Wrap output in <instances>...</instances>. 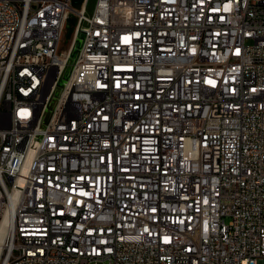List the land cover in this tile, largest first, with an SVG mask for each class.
I'll use <instances>...</instances> for the list:
<instances>
[{"label":"built area","instance_id":"obj_1","mask_svg":"<svg viewBox=\"0 0 264 264\" xmlns=\"http://www.w3.org/2000/svg\"><path fill=\"white\" fill-rule=\"evenodd\" d=\"M72 3L0 0V264H264V0Z\"/></svg>","mask_w":264,"mask_h":264},{"label":"bare ground","instance_id":"obj_2","mask_svg":"<svg viewBox=\"0 0 264 264\" xmlns=\"http://www.w3.org/2000/svg\"><path fill=\"white\" fill-rule=\"evenodd\" d=\"M93 1L94 0H86V2L80 6L83 7V11L87 16L91 14L90 10L93 7ZM43 7H50V0H43ZM7 93H14V86H7ZM23 112H25V115H32L31 124H40L42 122V109H35L32 113V108H26V102H17L12 105V115H21ZM15 126L19 127V129H30V122H26L22 118H15ZM41 135H50V128H41ZM4 218L5 208L0 203V222Z\"/></svg>","mask_w":264,"mask_h":264},{"label":"water","instance_id":"obj_3","mask_svg":"<svg viewBox=\"0 0 264 264\" xmlns=\"http://www.w3.org/2000/svg\"><path fill=\"white\" fill-rule=\"evenodd\" d=\"M84 1L85 0H73L72 5H73L74 8H80V6L84 3ZM94 3H95V0L93 1V7H94ZM93 7L90 10V12H92ZM80 47H81V37L77 38V40H76L75 48L72 51V58H74L77 55ZM68 76H69L68 74L64 75V77L62 78L61 82L59 83V86H62L63 82H65L67 80ZM46 122H47V120H46Z\"/></svg>","mask_w":264,"mask_h":264},{"label":"rangeland","instance_id":"obj_4","mask_svg":"<svg viewBox=\"0 0 264 264\" xmlns=\"http://www.w3.org/2000/svg\"><path fill=\"white\" fill-rule=\"evenodd\" d=\"M74 23V19H72L67 27V32H66V35H65V44L66 46L70 43V40L72 39L73 37V34H74V27L72 26ZM67 47H64V49H66Z\"/></svg>","mask_w":264,"mask_h":264}]
</instances>
